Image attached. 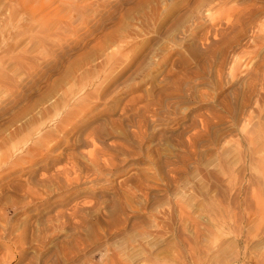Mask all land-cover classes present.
Here are the masks:
<instances>
[{"label": "rangeland", "instance_id": "obj_1", "mask_svg": "<svg viewBox=\"0 0 264 264\" xmlns=\"http://www.w3.org/2000/svg\"><path fill=\"white\" fill-rule=\"evenodd\" d=\"M0 264H264V0H0Z\"/></svg>", "mask_w": 264, "mask_h": 264}]
</instances>
